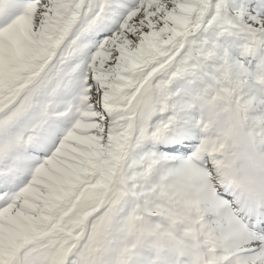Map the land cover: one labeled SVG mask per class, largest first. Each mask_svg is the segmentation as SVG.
<instances>
[{
	"label": "snow or ice",
	"instance_id": "6c2138e0",
	"mask_svg": "<svg viewBox=\"0 0 264 264\" xmlns=\"http://www.w3.org/2000/svg\"><path fill=\"white\" fill-rule=\"evenodd\" d=\"M0 264H264V0H0Z\"/></svg>",
	"mask_w": 264,
	"mask_h": 264
}]
</instances>
